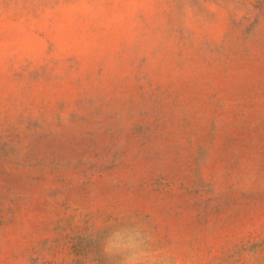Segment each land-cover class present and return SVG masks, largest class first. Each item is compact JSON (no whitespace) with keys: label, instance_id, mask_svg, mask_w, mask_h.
<instances>
[{"label":"rangeland","instance_id":"1","mask_svg":"<svg viewBox=\"0 0 264 264\" xmlns=\"http://www.w3.org/2000/svg\"><path fill=\"white\" fill-rule=\"evenodd\" d=\"M132 219L264 264V0H0V264H107Z\"/></svg>","mask_w":264,"mask_h":264},{"label":"clouds","instance_id":"2","mask_svg":"<svg viewBox=\"0 0 264 264\" xmlns=\"http://www.w3.org/2000/svg\"><path fill=\"white\" fill-rule=\"evenodd\" d=\"M100 252L107 264H180L171 246L161 245L149 224L139 219L111 227L100 240Z\"/></svg>","mask_w":264,"mask_h":264}]
</instances>
